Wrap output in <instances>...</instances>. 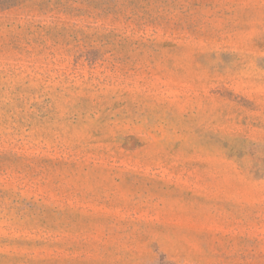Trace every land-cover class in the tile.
Here are the masks:
<instances>
[{
	"label": "rangeland",
	"instance_id": "rangeland-1",
	"mask_svg": "<svg viewBox=\"0 0 264 264\" xmlns=\"http://www.w3.org/2000/svg\"><path fill=\"white\" fill-rule=\"evenodd\" d=\"M0 264H264V0L0 11Z\"/></svg>",
	"mask_w": 264,
	"mask_h": 264
},
{
	"label": "trees",
	"instance_id": "trees-1",
	"mask_svg": "<svg viewBox=\"0 0 264 264\" xmlns=\"http://www.w3.org/2000/svg\"><path fill=\"white\" fill-rule=\"evenodd\" d=\"M24 0H0V11L16 6Z\"/></svg>",
	"mask_w": 264,
	"mask_h": 264
}]
</instances>
